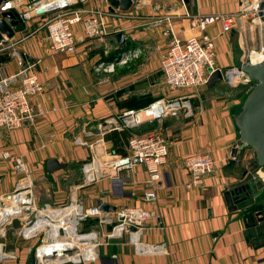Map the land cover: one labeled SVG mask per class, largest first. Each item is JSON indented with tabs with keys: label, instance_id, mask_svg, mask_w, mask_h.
<instances>
[{
	"label": "crops",
	"instance_id": "crops-1",
	"mask_svg": "<svg viewBox=\"0 0 264 264\" xmlns=\"http://www.w3.org/2000/svg\"><path fill=\"white\" fill-rule=\"evenodd\" d=\"M240 3L138 0L131 10L121 11L111 10L108 0H91L88 6L98 5L126 16H109L110 34L100 40L86 39L78 27L79 45L74 54L51 50L47 31L38 28L41 19L34 20L31 29L16 33L13 39L27 36L20 48L27 62L36 64L35 72L44 83V92L32 100L45 113L17 130L0 128V151L8 150L27 161L34 172L37 201L59 204L71 196L70 169L75 164L81 166L91 155L88 147L73 142L82 130L94 128L98 121L113 114L173 95L164 84L160 67L173 35L187 40L206 33L215 39L219 68L241 61L244 64L246 49L264 46L263 24L259 38L252 30L243 33L241 28L223 35L220 22L202 30L194 27L187 16L237 12ZM120 32L125 35L124 43L114 37ZM123 57L127 62L118 63ZM106 62L114 63V68L103 72ZM17 69L15 59L0 58V77ZM245 90V86L230 88L223 80L212 87L185 90L181 94L190 98L193 116L167 117L138 128L143 133L153 127L169 140V156L163 167L164 179L157 185L156 203L143 199L149 187L145 165L124 169L118 177H105L90 186L72 184L76 186L74 194L86 205L105 203L111 209L128 205L151 210L154 217L148 221L142 241L166 247V253L140 255L125 234L122 239L103 244L97 260L89 264H264V230L250 223L242 210H231L226 199V192L243 179L255 161L254 150L240 143L235 123ZM89 139L95 143L98 136ZM128 140V132H109L105 136L109 149L123 155L127 154ZM200 152L210 153L214 171L203 186L187 189L185 160ZM51 159L65 166L49 171ZM17 176L13 166L0 162V192L10 193ZM15 227L16 233L7 235L4 242L17 260L5 264H34L39 239L21 238L17 222Z\"/></svg>",
	"mask_w": 264,
	"mask_h": 264
},
{
	"label": "built area",
	"instance_id": "built-area-1",
	"mask_svg": "<svg viewBox=\"0 0 264 264\" xmlns=\"http://www.w3.org/2000/svg\"><path fill=\"white\" fill-rule=\"evenodd\" d=\"M90 1L10 0L3 4L1 10L13 9L24 25V30L31 29L32 22L41 19L38 28L47 31L51 50L55 53L74 54L79 45L76 37L78 27H81L86 39L100 40L110 34L107 23L109 16H126L109 12L98 5L88 6ZM263 2L264 0H241L237 12L193 16L187 13V16L191 17L194 27L204 29L220 22V34L227 35L236 25L238 27L241 19H251L253 22L258 20L264 24L260 16ZM41 8L55 9L38 15ZM203 35L200 39L193 36L185 41L173 35L170 47L161 59L163 77L171 90L207 86L211 72L214 68H219L216 66L214 39L208 34ZM13 38L7 44L0 43V58L7 55L15 59L19 66L18 71L0 78V128L9 130L19 129L45 113L32 100L44 92V83L35 72L36 64L28 63L25 60L26 54L20 48L27 36ZM252 52L262 55L264 46L256 51L251 50ZM262 56L261 60L253 62L249 55L248 62L258 63L264 59V55ZM125 62L126 57L119 60V63ZM225 75V82L231 87L252 81L242 70V66L226 69ZM182 98L163 97L142 108L126 109L103 119L98 127L104 135L108 131L131 130L141 123L166 116L178 117L182 112L192 115L191 103ZM94 128L82 130L74 139L75 145L90 146L93 150L92 158L83 164V179L79 187L93 185L105 177H118L124 169L145 165L149 187L143 198L147 202L156 203L157 185L164 179L163 167L169 156L167 136L157 130L132 135L128 142L129 153L122 156L114 151L109 152L108 149L104 151L103 138L90 143L88 138L94 135ZM0 162L13 166L18 175L10 193L0 192V264L17 260L15 252L8 250L4 242L8 229L16 222L24 239H39L34 250V264H89L97 260L99 247L108 243L103 242L102 238L119 239L125 234L129 235L137 254L166 253L163 243L148 244L142 241L144 229L154 217L148 208L126 205L117 210L110 208L109 211H104L102 204L86 205L81 197L74 194L76 186L72 187L74 192L66 203L40 204L34 190V172L27 161L18 154L1 150ZM185 162L188 179L184 186L187 189L203 186L204 179L214 171L213 158L207 152L193 154ZM95 218L99 220L97 224L92 222Z\"/></svg>",
	"mask_w": 264,
	"mask_h": 264
},
{
	"label": "water",
	"instance_id": "water-1",
	"mask_svg": "<svg viewBox=\"0 0 264 264\" xmlns=\"http://www.w3.org/2000/svg\"><path fill=\"white\" fill-rule=\"evenodd\" d=\"M8 1L10 0H0V43L2 44H7L16 33L25 29L13 9L1 10L3 4ZM137 1L108 0L111 10L123 11L131 10ZM53 9L41 8L38 10V15L46 14ZM260 16L264 22V2L261 4ZM114 37L120 43L125 42V35L122 32ZM242 70L255 84L236 113L235 123L239 130L240 143L254 150L255 161L250 171L245 172L243 179L226 192V199L231 210H242L250 223L264 230V59L255 64L246 62L242 65ZM221 80H223L221 71L214 70L209 77L208 86L212 87ZM64 166L65 164H61L56 159L48 162L49 171ZM101 207L104 211L110 210L108 204H102Z\"/></svg>",
	"mask_w": 264,
	"mask_h": 264
},
{
	"label": "rangeland",
	"instance_id": "rangeland-1",
	"mask_svg": "<svg viewBox=\"0 0 264 264\" xmlns=\"http://www.w3.org/2000/svg\"><path fill=\"white\" fill-rule=\"evenodd\" d=\"M240 7V6H239ZM260 27H261V23L260 22H258V21H255V22H253L251 19H246L245 21H243L242 20V22L239 24L238 23V27H237V25H236V28H235V30H237V29H240L241 28V30L243 31V33H244V31H248V30H252L253 31V35L255 34V36L257 35L258 36V38L260 37ZM79 28H81V27H79ZM251 31V32H252ZM239 32V31H238ZM250 32V33H251ZM262 32V31H261ZM206 34V33H205ZM252 34L251 35H249V38L248 39H251L252 38ZM262 35V34H261ZM204 35H201V36H195L196 38H198V39H200V38H202ZM193 37V36H192ZM179 38V37H178ZM191 38V37H190ZM263 38V37H262ZM189 39V38H188ZM187 39V40H188ZM203 40V39H202ZM247 40V37H246V39H245V41ZM259 39H257V41H258ZM182 41H185V40H182ZM170 44H171V42L169 43V46H168V49H169V47H170ZM214 44H215V48H216V40L214 39ZM255 45H258V44H255ZM168 49H167V51H168ZM246 49V48H245ZM250 50H253V51H256L257 49H255V48H249V49H246L245 50V55L243 54V60H245V61H247L248 62V60H250V58H249V54L247 55V52H249ZM166 51V52H167ZM165 52V53H166ZM4 56H7V55H4ZM216 57H217V49H216ZM246 58V59H245ZM13 59V58H12ZM25 60L27 61L28 59H27V57H26V55H25ZM119 63V62H118ZM246 63V62H245ZM105 65L106 66H104V68L105 69H110V70H112V68H114V63L113 64H111V63H109V62H106L105 63ZM243 65V62L241 61L240 62V64H233V65H230V66H227V67H224V68H222L224 71H223V74L225 75V71H226V69H228V68H230V67H232V66H242ZM161 67V72H162V74H163V69H162V66H160ZM35 68V67H34ZM104 68H103V72H105V71H107V70H104ZM17 71H18V69H17ZM16 72V71H15ZM12 73H14V72H12ZM11 74V73H10ZM8 75V74H7ZM164 76V75H163ZM1 77H3V76H1ZM0 77V78H1ZM164 78V77H163ZM225 79H226V75H225V78L223 77V82L228 86V87H230V88H237V87H240V86H245V88H246V90H248V91H250L251 90V88L254 86V82L253 81H251V82H249V83H247V84H240L239 86H237V87H231V86H229L226 82H225ZM164 84H165V86H166V88H167V90H168V92H170V93H172L173 95V98H179V97H183L182 98V100H185V101H189L190 103H191V101H190V98L188 97V95H182L181 93L183 92V91H185V90H182V89H176V90H171L168 86H167V83H166V81H165V79H164ZM201 88V87H200ZM196 89H199V88H194V89H188V90H196ZM245 90V92H246V94H245V97H246V95H247V91ZM244 92V93H245ZM164 97V96H163ZM163 97H161V98H163ZM169 97V96H168ZM143 107H145V106H143ZM134 109H137V108H134ZM191 109H192V111H193V107L191 106ZM122 112V111H121ZM182 114L183 115H186V116H193L194 115V112H193V114L192 115H187L186 114V112H182ZM108 117H110V116H108ZM167 117H173V116H166V117H163V118H161V119H157V120H154V121H149V122H147L148 124H153V123H157V122H161L162 120H164L165 118H167ZM107 118V117H106ZM105 119V118H104ZM103 120V119H102ZM102 120H100V121H98L97 122V126H95V128L94 129H92V132H93V134L96 136H98V139L97 140H99V139H101V138H103L104 140H105V136H106V134L107 133H109V132H128L129 133V139H130V137L132 136V135H141V134H144V133H147V132H143V133H139L137 130H138V128L141 126V125H143V124H145V123H141L138 127H136V128H134V129H131V130H122V131H108V132H106L104 135H102L101 134V130L99 129V127H98V124H99V122H101ZM15 130H17V129H15ZM94 130H95V132H94ZM148 130V129H147ZM149 130H155V129H153V127L152 128H150ZM149 130H148V132H149ZM78 135H80V133L78 134ZM78 135H76V136H78ZM76 136L73 138V142H74V139L76 138ZM89 139V138H88ZM128 142H129V140H128ZM104 145H105V150L104 151H106L107 149H108V151L109 152H113V148L112 149H109V147L107 146V144L106 143H104ZM76 146H79V145H76ZM85 147H88L89 149H90V151H91V155L89 156V158L86 160V161H84L82 164H81V166L79 165V164H75L73 167H72V169H70V176H69V180H70V182L73 184V183H77L78 185H81V183H82V179H83V174H81V169H82V167H83V164L85 163V162H87V161H89L91 158H92V155H93V150H92V148L90 147V146H85ZM111 148V147H110ZM114 152L116 153V154H118V155H122V156H127L128 155V153H129V149H128V144H127V154L126 155H123V153L124 152H116L115 150H114ZM207 153H209V152H207ZM210 154V153H209ZM192 156V155H191ZM102 158V157H101ZM187 159V158H186ZM186 161V160H185ZM67 166H69V163H68V165ZM185 167H186V162H185ZM212 174V173H211ZM245 175V174H244ZM209 176V175H208ZM206 179V178H205ZM204 179V180H205ZM70 184L68 187H69V190H70V193H71V195H72V192H74V191H71V187L73 186V185H75V184ZM143 197H144V194H143ZM71 198V196L68 198V200H66L65 202H63V203H59V204H64V203H66L67 201H69V199ZM144 199V198H143ZM101 204V203H100ZM103 204H105V203H103ZM119 208V207H118ZM114 209H116L117 210V208H114ZM92 222L94 223V224H97L98 222H99V220H97L96 219V221L94 222L93 221V219H92ZM14 227V225L12 226V227H10L9 229H8V235L10 234V235H12V234H14V233H16V227L15 228H13ZM13 228V229H12ZM110 228V227H109ZM18 231V234H19V236L21 237V238H23L22 236H21V234H20V230H17ZM123 238V237H122ZM122 238H119V239H122ZM113 240H115V239H111V240H109V239H106V238H102V241L103 242H111V241H113ZM129 242H130V240H129ZM131 243V242H130ZM106 244V243H105ZM132 244V243H131ZM103 245V244H102ZM101 245V246H102ZM133 245V244H132ZM100 246V247H101ZM134 246V245H133ZM99 247V248H100ZM135 248V247H134ZM96 261V260H95ZM35 262V261H34ZM66 264H71V263H66Z\"/></svg>",
	"mask_w": 264,
	"mask_h": 264
},
{
	"label": "bare ground",
	"instance_id": "bare-ground-1",
	"mask_svg": "<svg viewBox=\"0 0 264 264\" xmlns=\"http://www.w3.org/2000/svg\"><path fill=\"white\" fill-rule=\"evenodd\" d=\"M258 21V20H257ZM263 21V20H262ZM242 22V19L240 20V23ZM262 25V24H261ZM264 25V24H263ZM262 25V26H263ZM197 28H200V27H197ZM200 29H204V28H200ZM261 32V31H260ZM261 34H263V33H261ZM264 35V34H263ZM249 38V37H248ZM250 55L251 56V58H253V62H255V61H258V60H261L262 58H263V56L262 55H264V54H260V53H256V52H252L251 53V50L247 53V55ZM247 62V61H246ZM245 64V63H244ZM215 70H217V69H219L220 71H221V73L223 74V69L222 68H214ZM212 71V69H210V72ZM214 71V70H213ZM212 71V72H213ZM212 72H211V74H212ZM210 74V75H211ZM210 77V76H209ZM223 77H224V75H223ZM209 80V79H208ZM208 85V84H207Z\"/></svg>",
	"mask_w": 264,
	"mask_h": 264
}]
</instances>
